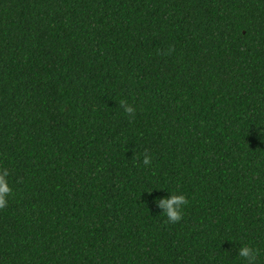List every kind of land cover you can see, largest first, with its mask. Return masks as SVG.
Here are the masks:
<instances>
[{
	"label": "trees",
	"instance_id": "1",
	"mask_svg": "<svg viewBox=\"0 0 264 264\" xmlns=\"http://www.w3.org/2000/svg\"><path fill=\"white\" fill-rule=\"evenodd\" d=\"M0 166V264H264V0H0Z\"/></svg>",
	"mask_w": 264,
	"mask_h": 264
},
{
	"label": "clouds",
	"instance_id": "2",
	"mask_svg": "<svg viewBox=\"0 0 264 264\" xmlns=\"http://www.w3.org/2000/svg\"><path fill=\"white\" fill-rule=\"evenodd\" d=\"M119 106L123 109L130 118L134 117L136 109L133 105L125 100L119 101ZM143 164L150 165L151 157L144 155ZM10 169L0 166V209L7 207L8 197L12 193V188L9 184ZM153 190H147L145 193L151 194ZM163 198H154V203L162 210L161 214L167 218V223L176 224L183 218V207L188 201L183 193H169ZM259 254V249L250 246L249 244H241L237 248L238 257L244 258L246 264H256V257Z\"/></svg>",
	"mask_w": 264,
	"mask_h": 264
}]
</instances>
